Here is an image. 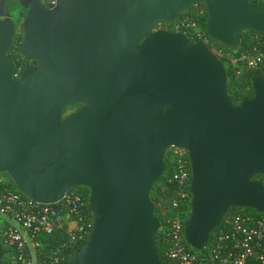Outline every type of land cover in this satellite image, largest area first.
Listing matches in <instances>:
<instances>
[{
  "label": "water",
  "instance_id": "obj_1",
  "mask_svg": "<svg viewBox=\"0 0 264 264\" xmlns=\"http://www.w3.org/2000/svg\"><path fill=\"white\" fill-rule=\"evenodd\" d=\"M0 0V174L44 205L89 190L94 225L64 264H162L151 200L172 149L189 154L185 239L202 251L232 208L264 214V80L242 104L224 63L185 35L156 31L198 4L229 48L264 34L248 0ZM19 13V11H18ZM35 63L14 79L10 51ZM77 107L74 111H69ZM5 250L0 240V261Z\"/></svg>",
  "mask_w": 264,
  "mask_h": 264
},
{
  "label": "built area",
  "instance_id": "obj_2",
  "mask_svg": "<svg viewBox=\"0 0 264 264\" xmlns=\"http://www.w3.org/2000/svg\"><path fill=\"white\" fill-rule=\"evenodd\" d=\"M264 3V0H261ZM207 7L195 5L172 24L160 25L156 31L185 35L190 43L210 47L219 59L231 63L237 74L264 65V40L256 36L254 46L238 56L226 52L203 28ZM14 79L25 67L14 60ZM174 174L169 183L176 184L170 207L164 208L158 233L169 244L168 264H264V216L234 211L215 230L210 246L195 251L185 239V223L191 210L192 171L189 154L170 150ZM188 216V217H187ZM94 225L89 196L70 190L57 204H40L15 190L0 174V240L5 250L4 264H64L89 240ZM158 235V234H157ZM57 242V246H52Z\"/></svg>",
  "mask_w": 264,
  "mask_h": 264
},
{
  "label": "trees",
  "instance_id": "obj_3",
  "mask_svg": "<svg viewBox=\"0 0 264 264\" xmlns=\"http://www.w3.org/2000/svg\"><path fill=\"white\" fill-rule=\"evenodd\" d=\"M9 7L11 10L15 11L18 9L17 12V22L20 23V17L18 16L20 14L24 15L25 12H23L21 10V8L17 5L16 0H7ZM252 5L257 6V7H264V3L261 0H248ZM194 8V6L192 8H190L189 10H192ZM206 20L203 23V28L206 29ZM259 36L261 37V39L264 40V34H259L256 33L254 31H245L241 34V46L239 49L237 50H230L229 48L221 45L218 43V45L220 47H222L226 52L231 53L234 56H238L241 53L251 50L254 46V41L253 38ZM21 40H22V35L19 34L17 36V38L14 40V44H13V48L10 51V56L13 57L14 60H16L17 58H20L22 60V63L24 65V67H26L27 65L31 64L30 61L26 60L20 52V48H21ZM226 68V72L228 75V93L232 99V101L236 104H242L243 102L250 100L254 97V90L252 87V82L255 78H262V80H264V65L263 67L259 68V69H250V70H245L243 71V73L241 74H237L235 71L234 66L229 63L228 61H226L225 59L221 60ZM166 163H167V173L166 175L154 186V188L152 189L151 192V200L155 206V215L156 217L162 221V212L164 208H169L170 207V203H171V199L176 195V184L173 183H169V179L173 176L174 174V163L173 160L171 159V154L170 151L167 153L166 155ZM4 177H6L8 179V181L10 182V184L14 187L15 190H17L16 186L14 185V183L12 182V180L8 177V175L6 174H1ZM256 182H261L264 184V178L259 176L255 179ZM75 191H77L80 194H83L85 196H89V190L87 188H78V189H74ZM191 209L189 208V211ZM234 211H246L249 212L255 216H264V214H259L254 210H250V209H239V208H232L229 210L227 217H229V215L234 212ZM188 217V216H187ZM216 231L213 232V234L210 237L209 243L207 244V246H210L213 242L214 236H215ZM157 250H158V254L160 257V260L162 262V264H168V259H167V251L169 249V244L168 241L166 240V238L164 237V235L162 233H158L157 235ZM52 246H57L58 243L54 242L52 243ZM5 261H0V264H4Z\"/></svg>",
  "mask_w": 264,
  "mask_h": 264
},
{
  "label": "flooded vegetation",
  "instance_id": "obj_4",
  "mask_svg": "<svg viewBox=\"0 0 264 264\" xmlns=\"http://www.w3.org/2000/svg\"><path fill=\"white\" fill-rule=\"evenodd\" d=\"M32 65H35V63L31 62ZM77 107L70 109L69 111H74Z\"/></svg>",
  "mask_w": 264,
  "mask_h": 264
}]
</instances>
